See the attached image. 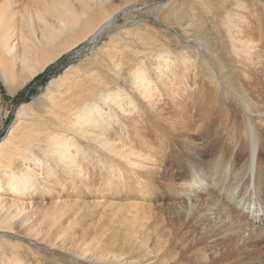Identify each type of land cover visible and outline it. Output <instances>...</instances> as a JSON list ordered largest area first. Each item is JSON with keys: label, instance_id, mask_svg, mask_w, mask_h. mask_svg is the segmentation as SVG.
I'll list each match as a JSON object with an SVG mask.
<instances>
[{"label": "bare ground", "instance_id": "1", "mask_svg": "<svg viewBox=\"0 0 264 264\" xmlns=\"http://www.w3.org/2000/svg\"><path fill=\"white\" fill-rule=\"evenodd\" d=\"M131 1L119 0L120 4L111 8V0H0V84L7 95H16L79 45L85 44L83 51L87 53L73 68L69 66L50 78L38 97L17 107L6 131L9 134L0 141V247L17 245L9 240L12 232L17 233L15 218L31 209L34 194L47 195L56 178L59 186L70 179L71 184L80 181L87 189L110 188L99 194L109 192L112 198L122 197L120 192L130 188L135 196L148 198L160 180L166 195L179 200L176 212L183 210L196 227L200 226L199 239L209 242L212 252L221 257L218 264H232L233 252H243L249 246L246 241L264 246V110L234 91L239 112L235 116L241 119L231 116L224 124V140L206 136L205 128L215 124L214 115L204 107L185 105L188 98L182 96L186 73L196 58L185 55L186 47L151 48V40H147L150 32H142L134 43L133 34L118 28L115 18L154 5L143 0L138 7ZM165 7L169 10L165 17L181 30L178 34L183 36V44L197 45L200 29L193 19L195 10L194 14L188 12L192 6L177 9L170 1ZM234 26L230 20L225 23L228 29ZM118 30L128 40H102L106 35L114 39ZM119 34L116 37H121ZM101 40L106 46L98 47ZM121 43L129 45L127 49L135 46L120 50ZM112 46L119 49L110 52ZM118 53L133 63L117 60ZM257 65L264 67V62ZM161 97L171 109L165 103V110L162 108ZM170 113L178 117L167 116ZM204 117L207 119L200 127L198 120ZM145 128L161 132L149 134ZM185 138L194 141L191 148L183 145ZM163 141L174 159L182 162L183 173L180 170L168 177V168L155 166L161 150L154 144ZM223 141H229L230 150ZM204 152L210 158L208 165L195 161L204 157ZM59 199L57 196L56 201ZM67 206L63 201L36 208L33 215L38 217L28 227L29 232L41 233L45 228L42 224L54 222L55 211L68 212ZM212 213L219 216L212 219ZM28 220L23 218L22 225ZM209 231L213 235L207 236ZM35 245L30 246L33 252ZM89 247L85 246L84 252ZM19 257L15 255L6 264H20ZM40 257L44 264H78L68 254L49 251ZM263 263L264 259L251 264Z\"/></svg>", "mask_w": 264, "mask_h": 264}, {"label": "rangeland", "instance_id": "2", "mask_svg": "<svg viewBox=\"0 0 264 264\" xmlns=\"http://www.w3.org/2000/svg\"><path fill=\"white\" fill-rule=\"evenodd\" d=\"M132 1L133 6L139 7L144 1L151 2L154 6L148 8L142 6L127 17L125 15L127 13L119 14L114 21L118 28L131 36L133 34L131 37L133 41L139 40L142 32H150L151 39L148 37L147 40L153 42L148 43L151 48L176 50L186 47L185 55L196 58L192 60V66L186 73L187 85L183 86L182 96L188 98L185 105L204 107L208 110V114L214 115L215 124L211 129L205 128L206 136L225 139L224 124L230 122L231 116L239 113L235 109L237 101L233 100L234 91L240 92L242 96L252 100L256 107L264 110V67L257 65L259 61L264 62V0H135V4ZM170 1L174 2L177 9L192 6L188 12L193 13L195 10L196 15L192 17L199 24L200 29L199 36H196L199 41L197 45L193 42L190 45L183 44L184 38L178 34L181 30L178 31V26L171 24L170 17H165L169 11L165 6ZM111 2L114 4H111V8L120 4L119 0H111ZM157 5L160 8L155 7ZM130 16L136 17L137 21L135 18L133 23V17ZM229 20L235 26L228 29L225 23H229ZM134 30L141 31V33L138 31L139 36ZM118 32L117 35L121 37H116L115 34L113 39L112 35V37L106 35L102 40L106 43L111 39L118 42L119 38L128 40L122 36L125 33L121 34V30ZM239 33L241 36H237ZM102 40L97 44L98 47L106 46ZM121 44H119L120 50L123 47H126L125 50H130L135 46V44L131 45L130 49H127L129 45ZM84 45L81 44L63 54L14 96L7 95L0 84V141L9 134L6 131L15 118L17 107L23 102L32 101L44 92L50 78L63 73V70L69 66L73 68L84 59L87 55L83 51ZM118 49L112 46L109 50L112 52ZM122 55L124 54L118 53L116 59L133 63V60L127 57L120 58ZM252 57H255L254 62ZM71 69L68 71L70 72ZM161 98L162 108L165 103L166 108L171 109L164 97ZM167 116L178 117L175 113ZM235 117L237 120L241 119L240 115ZM206 119L204 117L198 120L200 127ZM145 129L149 134L161 132ZM199 131L200 129L195 132L199 133ZM193 142L185 138L183 145L191 148ZM154 145L159 146L161 150L159 155H156L159 161L155 166H159V169L168 168L165 172L168 177H174L180 170L183 173L182 162L174 159L167 147V141L161 144L157 142ZM222 145H226L227 151L231 148L229 141H223ZM206 153H203L204 157L195 158V161L205 162V165H208L210 158ZM232 154H236L235 151ZM60 172L63 173L62 170ZM57 179L59 178L55 179L47 195L34 194L31 209L15 218L17 233L12 232L9 240L17 242V245L12 247L11 244H5V249L0 247V252H5L0 264H6L7 260L15 255H20L16 259L20 264H44L40 254L49 251L60 255L68 254L72 259L78 260V264H120L119 261H127L126 264H218L220 262L221 257L212 252L211 244L200 241L197 234L200 226L196 227L197 223L192 221L183 210L180 213L176 212V203L179 200L174 195H166L167 191L162 181L159 180L158 186L153 184L154 190L148 198L135 196L132 188L131 191H121L122 197L112 198L106 191L107 194L104 196L99 194L104 190H112L110 188L87 189L80 181L71 184L70 179L59 186V183H56ZM159 193L160 197H155ZM57 196L60 197L58 201H56ZM63 201L68 202L66 207L68 212L55 211L54 222L45 221L46 224H42L45 228L41 233L29 232L28 227L38 217L37 213L33 215L36 208L42 209L50 203ZM134 204L136 206L130 208ZM218 216L219 213L210 214L212 219ZM23 218L29 219L24 225L21 222ZM68 226L70 228L66 230ZM209 233L213 235V232L209 231L207 236ZM31 244H36L34 246L36 252L30 249ZM87 245L90 247L84 252V247ZM246 245L249 246L244 248L243 252H233L234 258L230 259L229 263L251 264L264 259V246L247 241ZM88 258L94 260L87 263Z\"/></svg>", "mask_w": 264, "mask_h": 264}, {"label": "trees", "instance_id": "3", "mask_svg": "<svg viewBox=\"0 0 264 264\" xmlns=\"http://www.w3.org/2000/svg\"><path fill=\"white\" fill-rule=\"evenodd\" d=\"M49 67V66H48Z\"/></svg>", "mask_w": 264, "mask_h": 264}]
</instances>
